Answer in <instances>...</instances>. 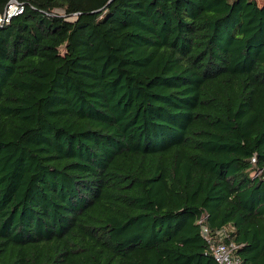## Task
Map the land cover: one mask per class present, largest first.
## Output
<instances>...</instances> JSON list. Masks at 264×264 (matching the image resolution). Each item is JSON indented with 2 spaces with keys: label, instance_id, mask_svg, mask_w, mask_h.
<instances>
[{
  "label": "trees",
  "instance_id": "trees-1",
  "mask_svg": "<svg viewBox=\"0 0 264 264\" xmlns=\"http://www.w3.org/2000/svg\"><path fill=\"white\" fill-rule=\"evenodd\" d=\"M15 1L0 264H264V0Z\"/></svg>",
  "mask_w": 264,
  "mask_h": 264
},
{
  "label": "built area",
  "instance_id": "built-area-1",
  "mask_svg": "<svg viewBox=\"0 0 264 264\" xmlns=\"http://www.w3.org/2000/svg\"><path fill=\"white\" fill-rule=\"evenodd\" d=\"M22 11V4L15 0H9L0 13V23L8 21ZM251 162L254 158L251 157ZM258 172L253 171V175ZM206 216L201 214L197 217L196 223L199 227V233L208 245V249L216 264H240L238 257L234 254L236 245L231 241V233L234 227L231 224L210 230L205 223Z\"/></svg>",
  "mask_w": 264,
  "mask_h": 264
},
{
  "label": "rangeland",
  "instance_id": "rangeland-1",
  "mask_svg": "<svg viewBox=\"0 0 264 264\" xmlns=\"http://www.w3.org/2000/svg\"><path fill=\"white\" fill-rule=\"evenodd\" d=\"M256 1H257V4H261V3H262L261 0H256ZM55 12H56L57 14L63 15L62 10H58V9H56Z\"/></svg>",
  "mask_w": 264,
  "mask_h": 264
}]
</instances>
